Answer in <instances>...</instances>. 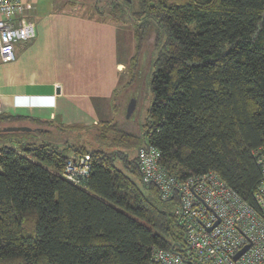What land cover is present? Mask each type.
I'll return each instance as SVG.
<instances>
[{
  "label": "trees",
  "instance_id": "16d2710c",
  "mask_svg": "<svg viewBox=\"0 0 264 264\" xmlns=\"http://www.w3.org/2000/svg\"><path fill=\"white\" fill-rule=\"evenodd\" d=\"M92 1L99 14L155 28L147 30L151 54L159 48L150 59L151 99L141 130L96 120L85 136L74 132L79 141L57 146L3 130L27 120L33 132L31 126L54 120L0 113V264H150L154 248H186L176 196L162 199L155 183L141 180L138 150L148 145L160 152L167 174L183 180L213 171L256 206L264 0H104L101 7ZM143 45L137 39L127 61L131 78ZM112 107L116 113L118 105ZM79 154H89L90 168L73 184L63 172L69 156Z\"/></svg>",
  "mask_w": 264,
  "mask_h": 264
},
{
  "label": "built area",
  "instance_id": "2783aa9c",
  "mask_svg": "<svg viewBox=\"0 0 264 264\" xmlns=\"http://www.w3.org/2000/svg\"><path fill=\"white\" fill-rule=\"evenodd\" d=\"M34 36L25 1L0 0V61H15L17 45ZM159 157L151 145L138 150L141 180L155 183L162 199L176 196L175 214L185 225L187 247L178 252L154 248L150 264H264V153L257 156L261 180L256 206L245 202L215 172L179 180L163 170ZM89 159V154L70 155L64 178L80 184L88 175Z\"/></svg>",
  "mask_w": 264,
  "mask_h": 264
},
{
  "label": "rangeland",
  "instance_id": "374dc122",
  "mask_svg": "<svg viewBox=\"0 0 264 264\" xmlns=\"http://www.w3.org/2000/svg\"><path fill=\"white\" fill-rule=\"evenodd\" d=\"M43 1V0H42ZM70 1H76L73 7ZM49 2V0H48ZM104 0L98 3V7L102 6ZM84 3L83 6H80ZM50 15L39 13L31 14L35 28V36L28 41L21 42L17 45L28 46L30 41L34 40L37 35V25L45 24L49 20L51 35L53 36L54 44L58 41V17L63 16L67 25L63 28L67 34L68 40H75L77 43L76 62L79 68H83V60L87 57L91 58L92 65L87 70L81 69L79 72L75 69V74L71 76L80 80L83 86L89 85L85 90V97L78 98H63L59 101L60 112H69L68 120L73 121L69 124H78V128H69L66 122H60L59 119L52 121L50 126H33V132L30 130L10 131V135L19 136L20 138H28V141L35 143L49 142L52 145L62 146L64 141L72 143L79 141L76 139L78 134L85 136L83 129L93 126V120H105L113 118L117 124L124 130L138 133L140 124L144 120L146 110L150 104L151 94L149 82L152 74V66L150 59L156 52L153 48L151 54V46L153 41V33L149 30L151 27L155 31L153 25L140 24L127 16L119 20L113 19L108 12L104 15L99 14L100 11L95 9L92 0H51ZM27 13L29 11L27 10ZM39 15L41 17H39ZM73 22H76L75 25ZM47 24V22H46ZM62 26V25H61ZM77 27V32H75ZM146 27V29H144ZM160 40L157 45L163 40L162 30L157 32ZM92 38V40H91ZM137 39L142 40L141 59L137 63L138 72L134 78L127 75L126 64L129 62V57L134 54ZM116 60L118 65H109ZM2 62V61H1ZM0 62V63H1ZM103 63V65H101ZM106 63V65L104 64ZM13 64L3 65L1 74ZM41 65L38 66L40 69ZM55 67L58 68V75L64 81L72 80L68 73L60 69L57 59H55ZM100 74L102 75L100 77ZM97 80L96 82H94ZM135 99V107L132 114L126 117V108L129 101ZM113 104L118 105V110L113 111ZM24 114V113H23ZM66 118V117H65ZM47 121V119L43 118ZM64 120V119H63ZM5 125V124H2ZM83 125V126H82ZM26 126V125H24ZM2 128V127H1ZM44 131H40V130ZM48 129V131H45ZM78 130L76 135L74 132ZM14 132V133H13ZM78 137V136H77Z\"/></svg>",
  "mask_w": 264,
  "mask_h": 264
},
{
  "label": "crops",
  "instance_id": "0c3cea01",
  "mask_svg": "<svg viewBox=\"0 0 264 264\" xmlns=\"http://www.w3.org/2000/svg\"><path fill=\"white\" fill-rule=\"evenodd\" d=\"M26 4L29 17L31 14L50 15L51 0H23ZM51 6V7H50ZM50 7V9H48ZM50 10V11H49ZM39 17H41L39 15ZM64 17H58L57 42L54 44L52 31L45 22L37 25V35L34 40L30 41L28 46L19 45L16 47V59L12 62L0 63V113H12L34 117L43 120L59 119L60 122L68 120L69 112H60L59 101L63 98L85 97L84 90L90 86H83L81 81L71 76L75 74V69L81 72V69L87 70L92 65L91 58L83 60V68H79L76 62L77 43L75 40H68L67 34L63 28L67 25L63 21ZM76 22H73L75 25ZM62 25V26H61ZM76 26V25H75ZM77 32V27H75ZM92 40V38H91ZM55 59H57L60 69L66 71L72 80L64 81L58 75V68L55 67ZM109 65H118L117 61H110ZM13 64L1 74L3 65ZM106 65V63H104ZM41 65L40 69L38 66ZM103 65V63H101ZM102 75L100 74V77ZM95 80L94 82H96ZM24 113V114H23ZM66 117V118H65ZM31 119V118H28ZM64 119V120H63ZM96 120H93L95 123ZM21 125H29V122L20 121ZM30 126V125H29ZM33 127V126H31ZM30 128V127H29Z\"/></svg>",
  "mask_w": 264,
  "mask_h": 264
},
{
  "label": "water",
  "instance_id": "95a60500",
  "mask_svg": "<svg viewBox=\"0 0 264 264\" xmlns=\"http://www.w3.org/2000/svg\"><path fill=\"white\" fill-rule=\"evenodd\" d=\"M134 107H135V99L134 98H132L130 101H129V103H128V105H127V108H126V117H129L131 114H132V112H133V110H134ZM26 129H28V130H30V128L28 127V126H24V125H11V126H6V127H3V130L5 131H16V130H26ZM215 223H217V222H215ZM214 223V224H215ZM249 245L247 244V245H245V246H243L235 255H234V258H237L242 252H244L246 249H247V247H248Z\"/></svg>",
  "mask_w": 264,
  "mask_h": 264
}]
</instances>
